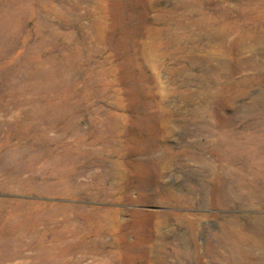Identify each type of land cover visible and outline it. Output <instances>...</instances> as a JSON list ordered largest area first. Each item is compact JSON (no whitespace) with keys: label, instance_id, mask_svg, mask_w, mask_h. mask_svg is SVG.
Masks as SVG:
<instances>
[{"label":"rangeland","instance_id":"374dc122","mask_svg":"<svg viewBox=\"0 0 264 264\" xmlns=\"http://www.w3.org/2000/svg\"><path fill=\"white\" fill-rule=\"evenodd\" d=\"M0 264H264V0H0Z\"/></svg>","mask_w":264,"mask_h":264},{"label":"bare ground","instance_id":"6f19581e","mask_svg":"<svg viewBox=\"0 0 264 264\" xmlns=\"http://www.w3.org/2000/svg\"><path fill=\"white\" fill-rule=\"evenodd\" d=\"M230 166V165H229ZM223 168V167H222ZM224 168H225V166H224ZM226 169V168H225ZM227 170V169H226ZM226 170H225V174H226ZM232 171V170H231ZM223 172H224V170H223ZM227 173H228V171H227ZM231 178V177H230ZM239 181H240V179H238ZM226 183H227V181H226ZM231 183V182H230ZM227 187V186H226Z\"/></svg>","mask_w":264,"mask_h":264}]
</instances>
